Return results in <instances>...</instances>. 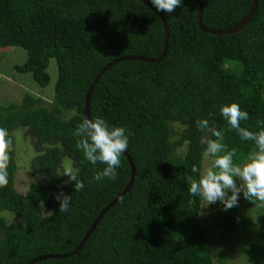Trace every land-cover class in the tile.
Returning a JSON list of instances; mask_svg holds the SVG:
<instances>
[{
    "label": "trees",
    "instance_id": "obj_1",
    "mask_svg": "<svg viewBox=\"0 0 264 264\" xmlns=\"http://www.w3.org/2000/svg\"><path fill=\"white\" fill-rule=\"evenodd\" d=\"M200 2L202 24L212 31L238 23L252 4V0ZM165 16L170 36L163 60L112 66L90 98V119L100 116L110 126L127 129L134 184L76 255L35 264H215L206 233L199 227L203 200L190 195L186 182L189 175L198 177L191 172L193 165L203 170V140L214 139L195 121L207 119L210 127L221 130L222 143L236 150L237 162L256 150L254 142L242 140L231 128L220 106L238 103L249 113L241 127L251 131L259 130L258 121L264 122V0H258L257 12L241 31L223 36L200 30L193 0H183ZM164 33L156 11L134 0H0V53L15 47L27 53L25 62L12 69L30 73L46 88L52 62L57 67L52 98L27 94L21 106L0 105V127L8 129L12 140L8 184L0 187V264H27L42 256L72 253L98 215L127 187L131 178L127 158L121 156L115 181H94V173L104 165L93 166L84 158L73 132L100 71L124 57L158 58ZM176 125L182 129L174 140ZM16 129H25L35 142L34 172L46 177L32 184L27 195L14 183ZM66 159L79 169L85 185L79 192L74 191V182L65 183L67 176L59 175ZM61 190L72 196L69 210L62 213L55 199ZM232 209L219 211L215 223L237 235L240 218L233 214L238 206ZM3 212L13 214V221ZM261 226L253 239L260 246H251L253 264H264V215Z\"/></svg>",
    "mask_w": 264,
    "mask_h": 264
},
{
    "label": "clouds",
    "instance_id": "obj_2",
    "mask_svg": "<svg viewBox=\"0 0 264 264\" xmlns=\"http://www.w3.org/2000/svg\"><path fill=\"white\" fill-rule=\"evenodd\" d=\"M183 0H150L157 12L171 15L181 7ZM220 113L232 129L236 130L240 138L254 142L255 149L247 154L240 162L234 160L236 150H229L223 141V132L210 127L207 119L195 121L196 127L210 134L203 140L206 145L204 156L212 158L211 166L203 170L193 165L191 172L198 173L186 177L188 192L193 197H200L206 208L211 204L220 202L223 210L227 211L238 205L240 194L252 201V198L264 202V122L258 121V131H251L241 127V121L249 119V113L241 109L236 102L220 106ZM123 126H110L104 118L81 117L76 125L73 135L78 137L76 148L84 158L93 166L104 165L102 170L96 171L93 180L100 182L105 178L115 181L117 168L122 167L121 156L127 152L129 135ZM12 144L8 129L0 127V187L8 184L9 148ZM59 175L67 176L65 183L73 184L74 191L79 192L85 187L79 178V169L73 166L71 160L67 161ZM239 180V184L237 183ZM59 203V212H67L70 208L72 196L62 190L55 195Z\"/></svg>",
    "mask_w": 264,
    "mask_h": 264
},
{
    "label": "rangeland",
    "instance_id": "obj_3",
    "mask_svg": "<svg viewBox=\"0 0 264 264\" xmlns=\"http://www.w3.org/2000/svg\"><path fill=\"white\" fill-rule=\"evenodd\" d=\"M14 51H17L18 55H14ZM26 58V51L18 47L0 53V105L8 106L12 104L21 106L23 98L27 94L34 97H45V100L53 97L57 80L55 63L52 62L50 67L51 81L49 86L42 88L41 85L35 82L30 73L22 74L12 69L15 65H22ZM69 116L70 114L66 113L64 117L67 119ZM181 129L180 125L175 126L174 140L179 139ZM12 137L16 147L17 171L14 178L15 188L22 195H27L32 184L45 181L46 177L43 173L34 172L33 161L38 155V150L26 130L16 129L12 133ZM211 160L212 158L206 157L203 169L211 166ZM67 161L69 159H66L65 163ZM65 163L63 162L64 165ZM237 183L239 184V180H237ZM203 203V206H205L204 201ZM263 204L264 202L255 198H252V201L247 200L242 193L240 194L237 214H233L235 217L240 218L238 220L240 232L237 235L227 233L215 223L219 211L225 212L223 205L219 201L207 206L206 209H201L205 211L207 217L201 216L199 227L206 233V245L213 253L215 264H253L252 261H249L255 256L252 253L251 246H260V244L254 243L253 239L256 238L255 233L263 229L261 226L262 216L264 215ZM232 210L231 208L228 211L232 212ZM3 215L8 221H13L14 219L13 214L9 212H3ZM244 220H250L251 226L245 225Z\"/></svg>",
    "mask_w": 264,
    "mask_h": 264
},
{
    "label": "water",
    "instance_id": "obj_4",
    "mask_svg": "<svg viewBox=\"0 0 264 264\" xmlns=\"http://www.w3.org/2000/svg\"><path fill=\"white\" fill-rule=\"evenodd\" d=\"M136 2H139L145 6H148L150 8H152L153 10L156 11V13L159 15V17L161 18V21L163 23V27H164V48L162 51V54L156 58V59H152V58H147L144 56H129V57H124L121 59H118L110 64H108L106 67H104L100 73L98 74V76L95 78V80L93 81V83L91 84L87 94H86V98H85V105H84V110H83V114L84 117H88L90 118V98H91V94L93 91V88L95 86V84L98 82L99 78L101 77V75L107 71L109 68H111L112 66L118 64V63H122L125 61H143V62H147V63H159L163 60V58L165 57V55L167 54L168 51V47H169V27L167 24V19L166 16L163 12H157V10L155 9V7L147 0H134ZM195 3V7H196V22L198 27L200 28V30H202V32L204 33H208V34H214V35H218V36H223V35H228V34H235L239 31H241L244 26L250 22V20L253 18V16L255 15V13L257 12L258 9V0H252V4L250 7V10L248 12V14L241 19L238 23H236L235 25H233L232 27H230L229 29H226L224 31H212L207 29L206 27L203 26L202 24V15H203V7L202 4L200 2V0H193ZM124 156L127 158L130 167H131V178L129 181V184L127 185V187L124 189V191L117 196V198H115L96 218V220L93 222L92 226L90 227V229L88 230L87 234L85 235L84 239L82 240V242L80 243V245L76 248V250H74L72 253L69 254H64V255H47V256H42L39 258H36L34 260H32L31 262L27 263V264H35L38 262H42V261H46L49 259H67L70 258L74 255H76L85 245L86 241L88 240V238L90 237V235L94 232L95 228L97 227L98 223L100 222V220L103 218V216L110 210L112 209L130 190V188L132 187V185L134 184V180H135V175H136V169L134 166V163L130 157V155L125 152ZM200 215L202 217H207V214L205 213L204 210L200 211Z\"/></svg>",
    "mask_w": 264,
    "mask_h": 264
}]
</instances>
